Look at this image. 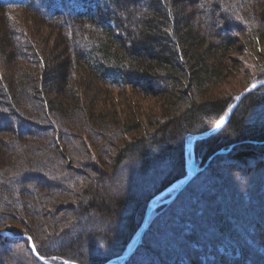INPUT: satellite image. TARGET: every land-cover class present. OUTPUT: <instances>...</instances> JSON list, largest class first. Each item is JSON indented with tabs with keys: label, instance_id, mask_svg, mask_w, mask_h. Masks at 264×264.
I'll list each match as a JSON object with an SVG mask.
<instances>
[{
	"label": "trees",
	"instance_id": "1",
	"mask_svg": "<svg viewBox=\"0 0 264 264\" xmlns=\"http://www.w3.org/2000/svg\"><path fill=\"white\" fill-rule=\"evenodd\" d=\"M121 1L15 2V7H34L41 17L67 32L70 68L81 66L94 80L121 90L131 89L153 101L152 106L143 108L144 112L131 106L129 100L121 104L120 111L111 101L101 102L95 109L81 98L77 83L60 87L52 71L41 73L37 80L25 75L27 79L19 86L0 74V126L6 128L2 132L41 137L51 129L39 126L40 122L21 106L19 97L27 90L37 96L39 112L54 115L60 110V101L51 99V94L70 92L71 110L80 107L124 137L110 157L114 172L106 178L122 166L127 183L124 190L130 189L129 195L120 198L107 194L94 182L77 189L85 198L81 201L84 204L79 202L70 211L77 218L72 227L67 224L73 230L64 228L69 214L62 215L51 221L49 233L53 236L45 240L44 249L35 244L38 255L54 262L114 264L113 259L125 252L140 227L149 200L185 174L187 139L209 129L234 102L239 92L221 95L223 85L241 75L245 86L253 77L264 79V0H128L127 5ZM81 22L85 24L79 25ZM241 34L245 35L242 41L236 37ZM246 48L254 54L249 67L232 57ZM194 156L198 166L207 165L178 195L180 203L162 205L164 209L149 220L142 239H149V245H143V252L138 246L127 262L134 256L138 264H264V84L240 100L216 133L195 141ZM75 161L82 163L81 159ZM250 166L252 171H244ZM11 181L8 188L0 184L7 191L6 201L17 196L14 189L20 183H15V178ZM31 181L21 183L25 194L22 201H35L31 214L36 216L43 209V197L56 192L35 193V182ZM49 188L69 191L64 186ZM235 198L239 202H233ZM15 203L20 209L21 203ZM231 208L236 210L233 216ZM91 211L104 215L117 212L113 236L108 235L111 227L102 232L94 226L80 229L85 221L93 219ZM5 214L0 208V220ZM79 220L84 223L79 225ZM89 222L87 226H91ZM11 228L7 230L13 234ZM34 228L31 237L36 232L41 236L47 227L34 224ZM69 234L73 236L67 243L72 244L65 251L60 249V255L50 254L59 251L50 244L57 246L58 240ZM86 238L90 239L87 248L96 254L79 255L77 246ZM19 241L23 240L5 241L1 248L12 249L13 253V248L22 243ZM19 256H25L24 264H43L26 247ZM4 261L9 264L0 258V264Z\"/></svg>",
	"mask_w": 264,
	"mask_h": 264
},
{
	"label": "rangeland",
	"instance_id": "2",
	"mask_svg": "<svg viewBox=\"0 0 264 264\" xmlns=\"http://www.w3.org/2000/svg\"><path fill=\"white\" fill-rule=\"evenodd\" d=\"M127 2L128 0L121 1L124 5H127ZM84 24L85 23L82 22L79 23V25ZM243 36L245 35L241 34L236 37L238 40L242 41L244 39ZM69 42L67 32L62 27H59L55 23L41 17L35 8L0 7V74L3 75L2 77L5 79H9V82H16L15 86H19L20 81L23 82L27 79V76L25 77V75L31 77L39 75L41 78V73L47 72L48 74L49 71H52V75L55 76L56 81L61 84L60 87L63 85L68 87L71 82L77 83L80 96L89 102L87 104L89 107L96 109L101 102L111 101L114 102V104H117V110L120 111V108H122L121 104L125 102V100H129L128 103L131 106H138L142 112H144V107L152 106V99L138 96L131 89L125 88L124 90H121L94 80L81 66L74 65V67L70 68L68 66V57L70 56ZM35 47L39 48L41 51L36 50ZM37 51L40 55H37ZM33 52L36 53L35 56L37 57L33 56ZM232 57L237 62L247 67L251 66L250 62L254 60V54L247 48L242 54H233ZM47 74L45 76H47ZM45 76L42 77L45 79ZM69 78L72 81L69 80ZM37 79L38 77H36V80ZM259 79L260 77H253L251 83L258 81ZM243 80V75L238 78L229 79L228 83L223 85L220 90L223 91L221 95L240 92L248 85L245 86V83H242ZM70 95V92H64L57 96L51 94V99L60 101L58 105L60 110L57 115H54V113L50 111L48 113L45 111H38L37 105L39 104L36 103L37 96H35L32 91L28 92L25 90L21 94V97L19 98L23 109L28 114H32L38 123L40 122L39 126H49V129L51 128L41 137L30 136L27 134L16 135L5 131L2 132L6 128L3 129L4 127L1 128L0 126V184H3L8 188L9 180L12 182L11 180L14 178L15 183H20L18 184L19 188L14 189L15 195L17 196L15 199L12 198V201H6V197H8L7 191L0 188V203H2V205L0 204V208H3L6 213L5 217H2V220H0V233L3 231L10 232L7 229L12 227L11 229L14 231L13 234L10 232L12 235H27L29 237L28 239L22 237L18 238L23 240L19 241V243L22 242L25 246L21 245L22 243L19 244L18 247L13 248L12 253V249L10 251V249L1 248V244L10 239L3 237L2 234L4 233L0 234V258H5L9 264H24L25 256L21 257L19 254L21 253L22 247L28 249V240H31L33 245L36 244L37 247L44 249V244L47 242L45 240L51 239L53 236L52 233H49V225L51 221L57 219V217L69 214V217L65 222L66 224L64 223V228H67L66 230L70 229L67 224L71 226V224L77 219H74V214L70 211L75 210L78 206L77 203L84 201L85 198L82 197L81 192L80 194L77 192V189L81 190L90 182H94L98 187L103 189V191H106L107 194L116 195L120 198L129 195L130 189H128L129 192L127 189L124 190L127 183L125 184L126 181L125 177H123L124 170L122 166L118 168L114 175L112 174L110 178H106L109 174L114 172L111 167L112 162L110 157L115 152L116 145L119 144L124 137L117 135L116 132L118 130L116 128L101 124L93 117L88 116V114L85 113L86 111L80 110V107L79 110H71ZM41 97L42 96H40V98ZM190 138L191 137H189L187 141H189ZM204 138L206 137H202L201 139ZM199 140L200 139L197 141ZM64 141L66 144L63 143ZM86 153L89 155L86 156ZM74 158L77 160L81 159L82 163L79 161L76 162ZM125 163H127V161H125ZM261 163L264 162L262 161ZM252 168V166L244 168V171H252ZM30 177L34 178L35 181H31L29 179ZM96 177L99 178V182H95ZM25 181H27L28 184L30 181L32 183L35 182V193H37V191H43V193L46 191H52V193L56 192L53 195L51 194L52 196L46 194L43 197V209L41 208V213H38L36 216L31 214V209L35 205V201H26L28 204H25V201H22V196L25 194L21 187V183H24ZM121 183H123V186H121ZM49 186H64V188H68L69 191H60L58 188L53 189L57 191L47 190L50 189ZM179 196L172 203H180L181 200ZM16 201L21 203V206L19 205L20 209L16 205ZM236 201L239 202V199H233V202ZM38 202H41V198L38 199ZM162 205L163 204H160L158 206L156 211L150 216L149 220L158 215V213L164 209ZM230 210L231 215H235V208H231ZM89 215L93 216V219L90 220L91 222L85 221V225H82L81 228L79 227L80 229L94 226L102 232L111 227L108 235L112 234V228H115L113 225L115 223L113 221L117 212L104 215L98 214L96 211H91ZM88 222L91 223V226H87L86 223ZM97 222L102 223V226L97 225ZM82 223H84V221H78L79 225ZM34 224L42 225L44 228L47 227L41 236H38L36 232V236L31 237L32 235L30 232H35ZM136 224L132 226V230L135 229ZM131 229L129 231L132 232ZM71 230L73 229H70L69 231L71 232ZM73 233L74 231H72V234ZM72 234L64 236L58 240L57 246L55 244H50L53 249L58 248L56 250H59L57 253L50 252V254L60 255L63 248L65 251L67 249L66 246L72 244L67 243V239L72 237ZM135 235L134 232L128 241L126 249L131 245ZM111 236H113V234ZM78 239H76L75 242H78ZM148 240L142 241L138 247V251L140 250L143 252L142 250L145 249L143 245H149ZM89 243L90 239L86 238L84 243L77 246L78 248L76 250L79 251V255L83 254L87 256L90 253L96 254V252L90 247L89 249L87 248L86 244ZM74 257H76V255ZM74 257L68 256L67 258L76 259ZM76 260L80 261V259ZM70 262L77 263L74 261ZM1 264L6 263L4 261ZM127 264H138V259L133 256Z\"/></svg>",
	"mask_w": 264,
	"mask_h": 264
},
{
	"label": "water",
	"instance_id": "3",
	"mask_svg": "<svg viewBox=\"0 0 264 264\" xmlns=\"http://www.w3.org/2000/svg\"><path fill=\"white\" fill-rule=\"evenodd\" d=\"M264 84V79L256 82L250 83L247 87H245L243 90H241L238 95L235 97L234 102L230 106L228 112L223 115L217 122H215L209 129L196 133L192 135L190 138L189 142L185 144L184 146V167H185V175L178 180L172 182L170 185H168L166 188H164L161 192H159L155 197H160L165 193H168L172 191V193L161 200L159 203L155 204L150 201L145 208L144 216L141 222V225L138 229L136 238L134 240V243L127 249V251L121 256V260L118 264H125L128 258L131 256V254L136 250V248L141 244L144 232L147 227V220L148 217L152 211L153 208L156 206L166 203L169 204L171 203L177 196L178 194L189 184V182L193 179V177L196 175L198 169L195 167V160H194V151H193V146L194 143L197 139H200L202 137H208L212 135L213 133H216L228 120L230 117L231 113L234 111L235 107L237 104L240 102V100L249 92L252 90L256 89L257 87L261 86ZM1 233H6L5 231ZM0 233V234H1ZM29 238L28 236H26ZM30 246L33 248V243L30 240ZM33 254L37 256L36 252L33 251ZM38 257V256H37ZM40 260H42L40 257H38ZM44 261V260H42ZM47 264H55L51 263L48 261H44Z\"/></svg>",
	"mask_w": 264,
	"mask_h": 264
},
{
	"label": "bare ground",
	"instance_id": "4",
	"mask_svg": "<svg viewBox=\"0 0 264 264\" xmlns=\"http://www.w3.org/2000/svg\"><path fill=\"white\" fill-rule=\"evenodd\" d=\"M44 263V262H43Z\"/></svg>",
	"mask_w": 264,
	"mask_h": 264
},
{
	"label": "snow or ice",
	"instance_id": "5",
	"mask_svg": "<svg viewBox=\"0 0 264 264\" xmlns=\"http://www.w3.org/2000/svg\"><path fill=\"white\" fill-rule=\"evenodd\" d=\"M42 258V257H41Z\"/></svg>",
	"mask_w": 264,
	"mask_h": 264
}]
</instances>
